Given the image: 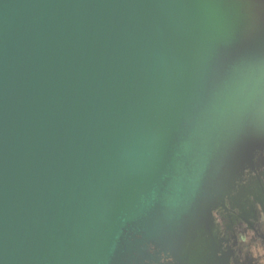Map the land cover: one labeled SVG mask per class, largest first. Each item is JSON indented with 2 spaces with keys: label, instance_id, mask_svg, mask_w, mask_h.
Listing matches in <instances>:
<instances>
[{
  "label": "water",
  "instance_id": "water-1",
  "mask_svg": "<svg viewBox=\"0 0 264 264\" xmlns=\"http://www.w3.org/2000/svg\"><path fill=\"white\" fill-rule=\"evenodd\" d=\"M263 165L264 0H0V264H228Z\"/></svg>",
  "mask_w": 264,
  "mask_h": 264
},
{
  "label": "flooded vegetation",
  "instance_id": "flooded-vegetation-1",
  "mask_svg": "<svg viewBox=\"0 0 264 264\" xmlns=\"http://www.w3.org/2000/svg\"><path fill=\"white\" fill-rule=\"evenodd\" d=\"M223 231L228 264H264V165L247 170L240 188L226 198L225 207L214 210Z\"/></svg>",
  "mask_w": 264,
  "mask_h": 264
}]
</instances>
